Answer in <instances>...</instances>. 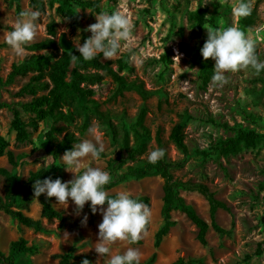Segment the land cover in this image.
Masks as SVG:
<instances>
[{
  "label": "rangeland",
  "instance_id": "374dc122",
  "mask_svg": "<svg viewBox=\"0 0 264 264\" xmlns=\"http://www.w3.org/2000/svg\"><path fill=\"white\" fill-rule=\"evenodd\" d=\"M100 3L102 12L122 11L132 23V35L127 46L115 57H102V60L111 62L114 68L118 67L119 60L126 61L128 68L123 70L122 74L129 80L137 79L143 82L147 89L155 92L147 100L133 91L115 97L117 85L111 77L106 76L101 84L94 86L95 99L100 102L101 110L111 112L115 116L114 122L124 121L129 125L135 121L140 110L146 107V125L151 130L152 140L143 157L147 158L151 150L161 148L169 160L182 163L181 167L172 170L174 177L184 181L202 182L214 191L216 197L228 206V210L217 211L216 220L232 232L230 236H220L210 228L207 233L208 245L203 246L198 241L196 225L184 213L174 211L172 219L175 225L156 249L155 234L163 224V179L154 175L142 180H129L107 190L108 194L126 191L134 197L146 196L149 198L148 206L151 210V217L141 234V243L133 244L129 240L118 239L108 245L111 249L109 255L123 253L132 247L141 253L140 262L147 261L155 252L157 256L154 264H169L178 258H198L204 264H264V253L261 256L253 255L258 243L264 239V146L247 149L236 156L220 160L210 158L204 161L196 153L198 149H208L219 138L233 135V128L239 126L264 132V85L258 79L261 73L256 74L255 70L248 66L226 73L227 82L222 85L211 82L206 89L200 88L199 85L198 74L202 56L200 49L207 39V28H215L207 24L203 36L197 38L192 32L188 15L204 8L210 17L218 5L231 8L236 0H100ZM17 4L22 11L34 10L29 6V0H0V78L3 79H6L12 64L20 63L36 53L25 48L24 55L17 56L6 43L5 37L18 18ZM57 5L58 3H55L54 7H50L48 2L46 3L45 11L40 12L37 21V35L28 44L47 37V24L51 21L55 22L58 32L65 33L74 45L75 41L78 44L79 40L83 44L91 35L85 29L96 22L95 14L98 13L76 7L80 15V25L72 29L69 21L56 13ZM251 8L255 13V24L244 32L255 42L258 58L264 60V0H251ZM231 23L230 14L221 17L217 27H226ZM238 24L240 27L239 21ZM166 53L170 62L161 59ZM209 60L215 64L212 58ZM32 74L30 71L19 75L14 83L1 87V100L9 103L29 100V96L21 97L17 96V93ZM185 113L192 117L185 129L186 143L190 151L188 156L180 152L169 140L172 128ZM249 113L258 118L257 123L246 119L245 114ZM11 120V111L7 108L0 109V134L9 141V149L15 154L30 155L28 162L18 171V183L23 185L31 172L53 166V158L43 151L44 131L50 122H40L37 130L29 128V140L20 144L15 141L14 132L10 131ZM93 125L96 127V135L104 145V155L96 158L88 155L81 158V167L76 169L77 173L83 172L89 166L108 171L107 161L116 155L117 148L111 145L99 121L93 119L91 126ZM68 129L76 131L75 125ZM158 132L162 145L156 140ZM79 139L81 141L93 137L87 130ZM62 156L63 154L56 162L59 166L57 174L63 181H68L76 174L65 169ZM0 167L12 170L6 156L0 157ZM4 189L5 180L1 177L0 195H4ZM181 195L203 219L211 221L209 203L201 194L182 191ZM44 198L56 209L64 212L66 222L61 226L56 219L43 218L46 230L35 232L0 211V250L7 252L13 241L23 237L30 244H37L40 251L34 256L22 258L20 264H55L59 260L58 256L72 247H75V254L80 258L89 257L91 264H106L105 257L95 250L99 243L98 224L102 221V214L99 211L90 213L87 202L77 214L76 206L70 198L68 204L60 206L55 197H47L46 194H41L38 199L33 198L24 213L34 219H40ZM97 207L99 209L101 206ZM85 215L87 221L82 223ZM249 255L252 257L247 259ZM74 264H82V260Z\"/></svg>",
  "mask_w": 264,
  "mask_h": 264
},
{
  "label": "trees",
  "instance_id": "16d2710c",
  "mask_svg": "<svg viewBox=\"0 0 264 264\" xmlns=\"http://www.w3.org/2000/svg\"><path fill=\"white\" fill-rule=\"evenodd\" d=\"M47 2L50 7H54V4L58 3L56 13L66 18L72 29L80 25V15L76 7L82 10L90 9L93 13L102 12L100 0H29V6L34 10L44 12ZM21 11L17 4L16 14L19 15ZM230 14V7L218 5L210 17L207 16V9L200 8L190 12L188 19L194 36L201 38L207 24L217 28L220 18ZM239 22L241 30L245 31L255 24V13L251 11L250 15L241 17ZM25 48L36 53L26 57L20 63L12 64L6 79L0 78V89L14 83L19 75L32 71L33 74L28 82L17 93V96H29L30 99L9 103L0 98V109L7 108L11 111L10 131L14 132L15 141L20 144L29 140L31 135L29 128L37 130L40 122H50L49 127L44 131L43 151L53 158L54 163L51 168L42 167L31 172L23 185H20L18 171L28 162L30 155L15 154L9 149V141L0 134V157L6 156L12 166V170L0 167V178L5 180L4 195H0V211L9 215L18 224L31 228L35 232L46 230L42 222L43 218L56 219L62 226L67 217L63 211L56 209L46 198L42 199L40 219L27 216L24 210L29 208L34 198L35 180L49 177L60 178L57 174L59 166L56 164L60 155L64 154L66 150H70L73 144H78L79 136L84 135L93 119H96L109 138L111 145L117 148L115 157L107 161L110 182L105 185L106 190L129 180H142L154 175L163 179L161 211L163 224L155 234L154 247L156 249L161 246L164 238L175 225V221L172 219L174 211L184 213L196 225L198 228L197 238L203 246L208 245L207 233L210 228H213L220 236L232 234L231 230L222 227L216 220L217 211L219 209L228 210V206L216 197L214 191L202 182L184 181L174 177L172 170L181 167L182 163L169 160L165 153L154 164L149 163L147 158L143 157L152 140L151 130L146 125L148 112L146 107L140 110L135 121L129 125L124 121L114 122L115 116L111 112L101 110L100 102L95 99L94 86L101 84L106 76L111 77L117 85L114 92L115 97L133 91L147 100L155 93L153 90L147 89L143 82L137 79L129 80L122 74V71L128 68L126 61L119 60L118 67L114 68L111 62L102 60V54L92 60H84L83 57H79L81 54L66 34L58 32L54 21L47 24V37L26 44ZM40 51H53L54 53L45 54L39 53ZM72 55L78 56L77 59L72 60ZM161 59L165 62L171 61L168 53L164 54ZM213 68L214 65L209 58L205 60L201 56L198 74L200 88L206 89L211 83ZM260 73L261 76L258 79L264 85V70H261ZM245 117L250 122L257 123L258 118L255 115L249 113L245 114ZM191 118L187 113L182 115L181 120L174 125L169 136V140L185 156L190 154L186 143L185 129ZM74 125L76 131H70L68 128ZM223 127L228 128L227 125H223ZM233 131V135L219 138L208 149H198L196 153L204 161L210 158L220 160L236 156L247 149L264 146V132L242 126L233 128ZM156 140L159 145H162L159 132ZM103 155V153L100 154V156ZM182 191L197 192L207 200L210 207V222L203 219L195 208L187 203L181 195ZM109 195L115 196V194ZM134 198L149 205V198L146 196ZM89 205L90 201L87 202V209L92 213ZM131 243L140 244L141 239ZM75 250V247H72L66 253L59 255V260L55 264H74L85 258L91 262L89 257L80 258L77 256ZM39 251L40 247L37 244H30L28 240L21 237L10 244L7 252L0 250V264H20L22 258L34 256ZM263 253L264 239L258 243L253 255L261 256ZM156 256L157 254L154 252L147 261L140 262V264H154ZM251 257L249 255L247 259ZM169 264L204 263L198 258H178Z\"/></svg>",
  "mask_w": 264,
  "mask_h": 264
},
{
  "label": "clouds",
  "instance_id": "9594fccd",
  "mask_svg": "<svg viewBox=\"0 0 264 264\" xmlns=\"http://www.w3.org/2000/svg\"><path fill=\"white\" fill-rule=\"evenodd\" d=\"M252 11L251 0H236L231 7L232 23L226 27L215 29L207 28V39L200 49L202 57L215 61L211 82L224 84L227 82L226 73L235 72L238 69L251 66L256 74L264 70V60L258 58L255 52V42L247 36L239 27L241 17L250 15ZM41 13L38 10L21 11L18 18L7 33L5 40L11 46L17 56H23L25 45L31 42L37 35L38 18ZM96 22L87 26L85 31L91 35L83 44L75 47L84 60H92L102 54L103 58L115 57L131 39L132 23L128 15L122 11L111 13L100 12L95 14ZM135 57V53L132 54ZM78 56L72 55V60ZM179 57V56H177ZM88 132L93 139H83L78 144H73L70 150H66L62 156L65 169L76 175L68 181L61 178L36 179L33 185L34 199L41 194L47 197H55L58 205L68 204L69 198L76 206V213L83 210L86 202L90 201V209L93 213L99 211L102 221L98 224L99 243L95 246L98 254L106 259V264H140L141 253L138 249L129 247L123 253L109 255L111 249L108 246L116 240H129L135 242L141 238L151 217L149 206L128 192L121 191L110 196L105 188L110 182L108 171L99 167H86L81 173L76 169L81 167V158L91 155L99 157L104 152V145L100 137L96 135V127H89ZM164 156V150L155 148L147 155L149 163H156ZM106 204V207H103ZM97 206H101L98 207ZM87 215L82 219L86 223ZM82 264H91L85 258Z\"/></svg>",
  "mask_w": 264,
  "mask_h": 264
}]
</instances>
